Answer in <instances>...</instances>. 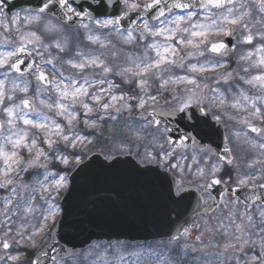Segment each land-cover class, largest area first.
Listing matches in <instances>:
<instances>
[{"label":"snow or ice","instance_id":"obj_1","mask_svg":"<svg viewBox=\"0 0 264 264\" xmlns=\"http://www.w3.org/2000/svg\"><path fill=\"white\" fill-rule=\"evenodd\" d=\"M258 2V11L264 14V0H258ZM120 3L121 0H95L93 5L91 0H88L85 7L83 3L75 4V0H42L35 10L23 17V22L27 25L43 22L44 31L51 33L62 30L51 19L46 18V14L57 7L62 13V17L57 19L62 18L68 22L87 19L94 22L99 29L110 30H118L129 12L154 13L151 15V20L155 21V24L150 23L148 19H143L138 27L128 29L124 40L125 43H131L136 39L133 32L138 31L139 40L146 41L148 37H151L152 42L146 43L142 55H137L135 58L129 56V65L119 67L115 72L100 55L85 56L81 51H77L73 57L62 60L60 68H57L54 63V60L59 59L58 57L50 56L41 63H37L34 58L30 61L24 59L25 56L33 57V51L26 46L25 41L32 44L41 42V36L35 31H30L27 35L22 34L21 42L12 50L0 52V70L3 74V79H0V114L4 117L0 119V165H2L0 166V189L7 192V195L0 198V203L3 204L0 208V218H2L0 232L3 236L0 244L6 253L0 256V264H8V261L21 264V255H27V252L8 253L7 250L12 247L13 242L18 247L34 248L37 246L36 236L48 229L49 222L53 225L59 223L57 216L61 209L56 203V198L68 186L67 174L49 171V166L55 162L68 168L83 163L82 156L76 150L79 148L80 152H83L87 145L93 143L94 136L79 132L81 123L88 129H102V121H118L124 113L132 117L135 112L137 115L132 117L135 123L125 121L127 135L114 145L113 151L123 152L127 148L128 154H131L130 149L133 145L138 149L141 144H145L143 159L149 164L155 163L160 168L179 169L181 172L185 170L184 166L172 162L175 158L174 149L177 143L184 145L185 141L191 137L185 134L174 139L172 133L178 132L179 128L173 129L164 125L161 129L163 122L158 117H168L179 125L182 120L194 118V113L191 112L193 107L204 114H207L209 107L220 110L230 107L236 113H246V115H231L229 119L239 120L248 126L252 133L264 137V127H257L248 119V116H251L264 124V107L257 105V101L264 102V29L252 32L249 23L245 20V17L251 16L245 3L241 2L237 7L238 0H199V8L205 13L202 18H197L198 13L191 10L196 7L194 0H144L143 3L122 0L123 15L120 12ZM5 5L6 0H0V15L7 19ZM110 8L111 12H109ZM175 9L185 10L186 14L177 15L174 13ZM213 9L220 11H213ZM20 19L18 14L13 15L10 23H17ZM257 23L264 24V16ZM79 26L89 29V24L86 23H80ZM237 28L242 36L237 44L253 45L252 49L239 56L238 63L244 62L247 66L240 69L245 75H239L237 72V76L244 84L256 87L261 92V95L256 97L246 94L243 88H238L237 92L232 93V86L229 83L233 78L231 71L218 73L215 77L203 75L217 68L226 69L227 61L224 56L229 51H236L235 45L230 49L223 40L212 41L209 37L211 35L233 36ZM87 39L94 43L100 41L99 36L93 35L87 36ZM256 40L260 43L254 44ZM48 47L50 45H44L45 50ZM55 47L60 52H65V48L59 43H56ZM151 52L155 55H150ZM208 53L216 54L220 59H207L201 63L199 58L205 57ZM35 55L43 57L44 53L36 50ZM113 55L115 56V53ZM42 64L51 66L53 78L50 79L46 75ZM64 65L77 71L66 76L63 70ZM89 68H98L101 74L90 79L84 74ZM177 68L185 74L175 75L174 70ZM252 70H255L256 74H252ZM25 71L34 75L37 80V97L42 93L46 95V99H40L39 104L47 111H38L34 100L27 98L30 81L20 80ZM13 73L18 75L13 76ZM108 74L121 77L124 84L134 83L140 90V94L131 95L123 91L117 93L115 90L120 88V84L108 79ZM209 79L214 81L215 87L202 83ZM154 82H158V90L152 94L149 89ZM221 82L228 85L225 91L219 88ZM181 84L185 87H176ZM17 92L25 95V98L20 99L19 102H17ZM165 92L171 96L170 100H165V104L172 107L157 111V108L151 105H158V97ZM226 92L232 93L231 102L228 101ZM48 93H54L55 99ZM105 94L108 97L106 100ZM149 107L150 110L145 111ZM28 110L35 118H30ZM90 114L93 115L90 116ZM215 119L219 122L222 116L216 115ZM21 122L24 127H21ZM109 131L112 129L110 128ZM240 135L241 133H236L237 138ZM41 140L43 145L47 146V150L41 146ZM61 144L64 151L60 150ZM147 144H151L153 150H148ZM253 146L255 147L254 143ZM259 147L264 149V143H260ZM157 148L158 151L155 150ZM69 149L72 151L68 152ZM224 151L227 153L231 150L225 148ZM23 153H27V156ZM106 159L115 160V157L110 156ZM192 160L198 163L195 156ZM227 163L231 164L232 161L228 160ZM104 166L112 168L115 164L107 163ZM36 168L45 169L43 180L37 178L34 181V185L39 187L24 183L21 176V173H27ZM188 171H191L190 167ZM220 171L219 164H212L207 173L205 168L197 167L195 174L201 180H204L206 175L210 177V182L202 185L207 191L213 185L223 183L220 178H217V173ZM255 180L254 175H247L238 179L237 184L239 188L250 187ZM259 187L264 189V183L259 184ZM184 191L183 185L178 182L175 196L183 199ZM37 193L46 205L40 213L42 220L37 225H26L25 222L30 217L35 218L34 201ZM209 198L215 201L214 197ZM247 200L250 203L245 204L243 211H237L236 205L240 203L237 197L231 202L233 207L229 208V214L226 217L228 223L225 224L223 220L218 222V230L225 238L223 250L225 253L229 249L232 250L233 264H264V195H253ZM204 203H207V200ZM253 205H255L254 208ZM14 217L22 221L18 226ZM28 227L32 228L31 232H28ZM188 232L189 229L185 227L183 235L186 236ZM179 238L176 236L173 239L178 241ZM196 239L199 241L200 237L197 236ZM188 247V244L181 246L185 255ZM55 250L53 247L52 251ZM192 251H195L194 247ZM34 255L36 259L28 260L27 264H39V257L47 256L48 253L42 249ZM216 255L219 257L220 253ZM51 261L52 264H57V257L51 256ZM165 264L169 262L165 261ZM220 264H228V262L221 260Z\"/></svg>","mask_w":264,"mask_h":264},{"label":"water","instance_id":"obj_2","mask_svg":"<svg viewBox=\"0 0 264 264\" xmlns=\"http://www.w3.org/2000/svg\"><path fill=\"white\" fill-rule=\"evenodd\" d=\"M42 0H6L11 33V17L18 10L36 9ZM95 5V0H91ZM83 3L87 7L88 0H75V4ZM196 7L192 11H201L199 0H194ZM121 15L123 7L119 5ZM112 9H109L111 12ZM185 10L175 9L174 13ZM154 13H131L123 19L119 26L124 30L133 28L144 18L151 20ZM47 15L62 17L61 10L53 8ZM67 25L76 22L58 19ZM81 22H90L85 19ZM155 22V21H152ZM233 46L231 39L223 41ZM29 60L27 56L23 57ZM30 61V60H29ZM194 118L182 120L178 125L168 117H158L161 126L168 125L173 129L172 136L187 134L190 139L186 145L209 148L227 162L231 160L228 137L222 126L211 121L208 114L201 113L195 107L191 109ZM181 145L177 143V147ZM230 149V148H229ZM119 161V163H116ZM107 163H114L112 168H106ZM87 165V167H85ZM70 189L61 202L62 217L52 233L49 245L43 250L47 256L39 257V264H52L51 256L57 261L65 260L75 252L86 249L94 241L112 242L113 240L151 241L171 239L183 235V229H198L196 217L215 211L221 204L222 197L229 193L245 205L250 196L264 195V189L258 186L227 189L213 185L208 191L215 198L211 205L206 206L199 190L184 187L183 199L175 196L177 180L160 167H143L132 157H117L112 162L100 155H92L78 166L70 176ZM215 186V187H214ZM171 189V192H170ZM259 203V201H256ZM55 251H52V248ZM36 259V257H35Z\"/></svg>","mask_w":264,"mask_h":264},{"label":"rangeland","instance_id":"obj_3","mask_svg":"<svg viewBox=\"0 0 264 264\" xmlns=\"http://www.w3.org/2000/svg\"><path fill=\"white\" fill-rule=\"evenodd\" d=\"M256 1H258V0H241L239 3H241V2L245 3L247 5V10H250V12L252 13V10L255 9ZM133 2L143 3L144 0H133ZM239 3L237 4V7H238ZM258 7H259V5L257 6L256 9H258ZM217 12H219V11H217ZM204 14H205L204 12L198 13L197 18H202L204 16ZM25 15H27V14L19 15L21 18L20 21H18L17 23H14L15 29L17 31L16 36H9L7 34L8 33L7 23L3 19L0 18V52L10 51L15 46H18L19 43L21 42L20 41L21 35L22 34L27 35V33L30 31H35L39 36H41V42L36 43V44L27 43L25 41L26 46L30 50L33 51V57H37L39 60V63H41L42 60L48 59L50 56L55 57V55H54L55 50H57V48L55 47V43L58 41L57 40L58 38H61V40H65L62 44H60L62 47L65 48V51L68 50V46H78V45H74L73 43H71L69 41V39H68L69 34L68 33H64L66 31L67 27L60 24L56 20L49 18V17H46L48 19H51L54 24L58 25V27L60 29H62L61 31H55V32L49 33V32L44 31L43 22H41L40 24L32 23L31 25H27L26 23H24L23 17ZM257 18H259V20L261 19L259 16L257 17V16H252V15L245 17V20L249 23V26H250L253 33L257 32L258 30L264 29V24L257 23V21H258ZM78 29H79V31H77V33H84L87 35H92L88 30H86L82 27H79ZM106 30H110V29H106ZM64 34L67 36V40H66V37L64 36ZM94 35L95 34H93V36ZM133 35L136 37V39L134 41H132L131 43H125L124 40L126 38V35H121L120 32H118V31H117V37H114L113 34H109L108 37H104V38H102V40L99 41V42H102V45H104V46H99L98 49L94 50V53H87L88 52L87 46H85V45L86 44L89 45V42H90L87 39L86 42L83 43V45H81L82 46L81 50L87 56L89 54L100 55L101 58L104 59L105 62L109 66L113 67L114 72H115L119 67H125V66L129 65L128 57L130 56V54H129L130 53V46H134L136 44V41L139 40L138 31H134ZM227 37L233 38L235 40V46H236V51L231 52L230 55L225 59L227 61V68L226 69L225 68H217L215 71H209L207 73H204L203 75L209 76V77H215V76H217L218 73H223L225 71H231V72H233V78L230 80L229 83L232 86V93H235L238 91L237 87L235 89V86H238L239 88H243L246 91V94H248L251 97H256V96L261 95V92L256 87H250L249 85L244 84L243 81L239 80V78L237 76V72H239V75H245L242 71H240V69L247 66V64L244 62L238 63L239 56L241 54H244L247 52V50H245V48H248L249 50L253 48V46H249L247 44H237V41L242 39L241 32H240L239 28H237V30L233 36L218 37L216 35H211L209 37V39L212 41H218L220 39H224ZM32 39H34V38H32ZM50 39L52 42L50 41ZM157 39H161V38H157ZM109 41H110V43H109ZM141 42H142V46H145L146 43L152 42V38L148 37V39L146 41H141ZM254 43L258 44V43H260V41L256 40V41H254ZM75 44H77V43H75ZM44 45H50V47H48L47 50H45ZM36 50L43 52L44 53L43 57L36 56L35 55ZM238 50L242 51V53L239 55L237 54ZM113 53H115V56L113 55ZM150 55H152V54L150 53ZM57 57L59 59L54 60V63H56V66L58 68H60L61 67V64L59 62L60 57L58 55H57ZM78 58L79 57H77V59ZM199 59H200V62L203 63L207 59L217 60L219 58H217V59L212 58L209 54H206L205 57H201ZM191 62L194 63L196 61H191ZM233 63H235V65L232 66ZM42 67H43V70L47 74H49L51 78H53V72L51 70V66L47 65V64H42ZM63 70H64L66 76L76 71V70L69 68L68 66H63ZM178 71H180V73L177 74ZM84 74L87 75L91 79L94 76L100 75L101 71L98 68L97 69L89 68V69H86ZM174 74L175 75H184L185 72L182 71L181 69L177 68L174 70ZM252 74H256L255 70H252ZM107 78L112 80V81H114L113 80L114 78H115V80H118V81L122 80L121 77L116 76L114 74H108ZM20 80L30 81V85H29L30 90H29V93L27 94V98L34 100L35 106H36L38 111H47L46 109H43L42 106L39 104V100L40 99H46V95L42 93L39 97H37V95H36V87H37L36 82L37 81H36L35 76L28 73L26 76L22 77V79H20ZM121 83H122V81H121ZM154 83H157V82H154ZM202 83H208L210 87L216 86L214 81L211 79H209L207 81H203ZM152 85H153V83H152ZM155 85H158V83ZM223 86L226 88H224ZM97 87H100V86H97ZM104 87H106V85ZM176 87L183 88V87H185V85L181 84V85H178ZM219 88L221 89V91H225L228 88V85H225L223 82H221V84L219 85ZM117 90L121 91L122 87H120L119 89H116L115 91L117 92ZM149 91L152 94H155L151 88L149 89ZM117 93H119V92H117ZM166 93H168V92H165L164 94H166ZM232 93L226 92V96H227V99L229 102L232 101ZM48 95H52L53 99H55L54 93H48ZM131 95H134V94H131ZM23 98H25V95L23 93L17 92V102H19V100L23 99ZM104 98H105V100L108 98L106 94H105ZM134 102L135 101H133V103ZM257 105L264 107V102L257 101ZM151 107H156L159 110H161V109L166 110V109L172 107V105L164 106V104L159 99V104L158 105H151ZM148 109H150V107L146 108L145 111H147ZM208 112L214 120H216L215 119L216 115H221L222 119H221V121H219V123L222 122L223 124H226V126L228 128H230L231 133H232L233 144L235 146V152H237V153L234 156V163H233L232 169H231L233 171V174H232V177H230V180L235 181L234 183L237 184L238 179L243 178L247 175H254L256 177V180L252 182L253 184L254 183H264V149H261L259 147L260 143H264V137L249 133L247 130L249 127L242 124L241 122H239V120L229 119V116H231V115L243 116V115H246V113H234L235 110L231 109L230 107H229V111H228V107H225L222 110L209 107ZM133 114H135V112ZM49 115H52V114L49 113ZM91 115H93V114H90V116ZM1 116L3 119L4 117L2 114H0V117ZM29 116H30V118H35L32 116V114L30 112H29ZM135 116L136 115H132V117H135ZM125 117L127 119L130 118L127 113H124L122 118L118 119V121L111 122V120H105L107 122L105 123L106 125L102 129H88V128L84 127L83 123H81L79 125L78 131L84 135L94 136V139H93V143L87 145V147L85 148V150L83 152H80L79 148H77V152H79V154L81 156H83V155L87 156L88 154L93 153V152L94 153L106 152L109 157L110 156L113 157L115 155L128 154L129 149H127V148H125V150L123 152L113 151L114 145L118 144L119 141L123 140L127 135V129L125 127H121V126H125L123 123H121V122H125V120H123V119H125ZM57 119H59V118H57ZM81 119H83V117H81ZM248 119L250 120V122L252 124L256 125L257 127H264V125L261 123V121L259 119L251 117V116H248ZM102 122H104V121H102ZM133 122H134V120H133ZM113 124H118L117 127H119V129L114 130L115 126H113ZM21 127H24L22 125V122H21ZM110 128L112 129V131H109ZM31 131H35V130H31ZM113 131H119V134L116 135L117 132H116V134H114ZM237 132L241 133L239 138H237V136H236ZM157 135H159V134H157ZM246 141H250V142H246ZM253 143L255 144V147L253 146ZM61 146H62V148L60 147V150H64L62 144H61ZM248 148H250V152H248L249 151ZM88 149H91V151H88ZM147 149L153 150V146L151 144H147ZM130 150L131 151H135V150L138 151L139 156H140L139 159L141 160V162L143 164H149L147 162V160L143 159L144 152H145V144H141L138 149L135 145H133ZM155 150L158 151L159 149L157 148ZM192 151L193 150H189V149H180V150L174 151L175 152V158H174L173 162L179 163L180 165L184 166L185 170L183 172H181L179 169H173V171H175L180 176L181 181L184 183H194L197 180H199V177L195 174L197 167L205 168L206 173L210 170V167L206 166L208 163L211 162L210 158H207L208 154L196 155L195 157H197L198 163H195L194 161H192V156L194 155V153ZM202 153H206V152H202ZM189 154L191 157L189 156ZM205 155H207V156H205ZM185 157H186V159H185ZM257 161H260V162L257 163ZM202 163H204V164H202ZM152 164H155V163H152ZM213 164H219L221 166V170L224 169V165L217 162L216 160ZM55 165H56L55 162L50 164L49 171L58 172V169L55 167ZM189 167L191 168V171H188ZM68 168H72V167H68ZM30 171L38 172L37 175L39 177H41V180H43V174L45 172V169L36 168V169H31ZM25 174L26 173H21V176L23 177V182L29 183V182L25 181V178H24ZM219 174H220V172L217 173V176H219ZM209 178H210L209 176H207V175L205 176V179H209ZM29 184H31V182ZM32 184L34 185V182ZM34 186L39 187L38 185H34ZM67 188H68V186H67ZM67 188L60 192V195L56 198V200L61 198V195L63 193H65ZM0 190L3 192H6L4 189H0ZM5 195H7V192L5 193ZM25 195H27V193H25ZM4 196H1V198ZM231 202H233V200L226 198L219 211H217L213 216H210L208 218H203L202 220H200V224H201L202 228L199 232H197L195 235L191 234L190 236L182 237V240L179 241V243H177V244L175 243L176 246L179 244V247L171 248V250H167L166 252H172L173 251L172 257L170 255L169 256L164 255V257H166L169 264H176L177 257L178 258L184 257V259L190 258V262H193V263H196V262L198 263L202 259L207 258L210 261V262L207 261V264H213V263L220 264L221 260L227 261L228 264H233V262H232V250L229 249L227 253L224 252L223 245L225 243V238L222 235L221 231L218 230V228H219L218 222L219 221L223 220L225 224L228 223L226 217L229 214V208L233 207V204ZM34 204L36 206L35 218L30 217V219L27 222H25L26 225H37L42 220L40 213L44 208H46V205H44V202L40 199L38 193L36 194V200L34 201ZM226 204H227V207H226ZM0 205H2V207H3L2 203H0ZM243 209H244L243 207L236 205L237 211H243ZM59 215H60V213L57 216V220L59 218ZM14 219H16V221H17V226L22 222L21 220H19L16 217H14ZM54 226L55 225H53L51 222H49L48 229L43 234L36 236V245L37 246L34 248H29L28 250L37 253L40 249H42L48 243L50 233L53 230ZM31 231H32V228L28 227V232H31ZM196 235L200 237L199 241L196 239V237H197ZM46 241H47V243H45ZM175 244L173 246H175ZM184 244L189 245V247L186 250V255H185L184 251H182V248H181V246ZM217 245H219V247H217ZM193 247L195 248V251H192ZM23 249H25V248L18 247L13 242L12 247L8 250V253L16 254L18 251L23 253ZM25 251H26V249H25ZM94 251H91V250L87 251L82 256L83 259H89V258L96 257L95 256L96 253H94ZM217 253H220L219 257L216 255ZM5 254L6 253H5V251L1 245L0 246V256H4ZM179 254L181 256H178ZM205 254H207V255H205ZM25 256L26 255H21V260H23L25 258ZM122 256H125V255L122 254ZM193 256H197V258H195ZM78 257L79 256H77V258L75 257L76 259H72L73 261H71L69 263H61V264H76V262L78 261ZM99 258H101V257H99ZM108 258L109 257L107 255H105V258L102 261V264H111V262L108 261L109 260ZM145 258H147V259L144 261V263H143L144 259L142 260L143 264H163V262H164L163 256H161L160 254L147 255ZM100 261H101V259H99L98 263H100ZM8 264H16V262L8 261ZM177 264H181V263H177Z\"/></svg>","mask_w":264,"mask_h":264},{"label":"trees","instance_id":"obj_4","mask_svg":"<svg viewBox=\"0 0 264 264\" xmlns=\"http://www.w3.org/2000/svg\"><path fill=\"white\" fill-rule=\"evenodd\" d=\"M113 33L116 34L115 32H113ZM142 47H143L142 44L139 42L138 45H136V47L134 49H131V54H132L133 58H135V56H137V55L143 54L144 50H142ZM131 86H132V91L136 92L138 94L139 91L136 90L135 84L133 83ZM178 256H181V255L179 254ZM176 261L179 262L178 257H177ZM207 261L208 260H206V259H202L198 263H193V262H190V258H185L182 260L183 264H205V262H207ZM78 264H93V261L85 262V261L81 260Z\"/></svg>","mask_w":264,"mask_h":264}]
</instances>
